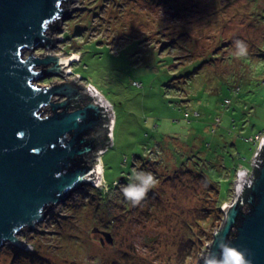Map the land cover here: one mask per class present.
I'll list each match as a JSON object with an SVG mask.
<instances>
[{"label":"rangeland","instance_id":"1","mask_svg":"<svg viewBox=\"0 0 264 264\" xmlns=\"http://www.w3.org/2000/svg\"><path fill=\"white\" fill-rule=\"evenodd\" d=\"M72 8L52 53H78L69 78L110 104L104 186L48 209L18 236L30 248L6 244L0 264H198L239 172L249 179L259 157L264 0H77ZM235 40L247 43L246 56L235 55ZM134 170L157 179L136 206L121 192Z\"/></svg>","mask_w":264,"mask_h":264},{"label":"water","instance_id":"2","mask_svg":"<svg viewBox=\"0 0 264 264\" xmlns=\"http://www.w3.org/2000/svg\"><path fill=\"white\" fill-rule=\"evenodd\" d=\"M76 1L0 0V249L25 250L18 238L23 231L37 229L48 209L76 191L95 186L94 158L111 143L110 104L77 75L69 78L72 57L52 53L61 41L52 34L71 18ZM39 48L46 53L37 54ZM55 77L62 81L40 83ZM261 142L250 178L239 172L222 224L198 264L222 242L251 264H264V137ZM106 238L113 242L109 233Z\"/></svg>","mask_w":264,"mask_h":264},{"label":"clouds","instance_id":"3","mask_svg":"<svg viewBox=\"0 0 264 264\" xmlns=\"http://www.w3.org/2000/svg\"><path fill=\"white\" fill-rule=\"evenodd\" d=\"M233 44L235 55H247L248 45L246 42L243 40H235ZM91 87L95 89L93 85H91ZM111 133L112 137L113 132ZM103 181L105 182L104 178ZM156 184L157 179L153 173L143 170H134L129 177V182L121 187V192L130 204L136 206L147 197L148 192L154 188ZM218 248V253H211L204 258V264H251V261L246 257L244 252L229 243L222 242L218 245Z\"/></svg>","mask_w":264,"mask_h":264},{"label":"bare ground","instance_id":"4","mask_svg":"<svg viewBox=\"0 0 264 264\" xmlns=\"http://www.w3.org/2000/svg\"><path fill=\"white\" fill-rule=\"evenodd\" d=\"M72 58H73L74 61H80L81 56L78 53H75V54L72 55ZM69 71L72 72V70H69ZM99 94H101V93H99ZM112 124H113L112 125V128H113L114 121L112 122ZM111 130L113 132V129H111ZM111 135H112V133H111ZM101 154L103 155V153H101ZM101 154L96 157L97 161H98L97 163H98V169H99V177H98V180H97V183H96L97 187L104 186V181H103V178H104V175H103L104 167H103V164H102ZM243 170H246V169H243ZM246 171H247V176H246V178H247L248 177V170H246ZM225 204H227V203H225ZM26 248L29 249L30 246L28 245Z\"/></svg>","mask_w":264,"mask_h":264},{"label":"trees","instance_id":"5","mask_svg":"<svg viewBox=\"0 0 264 264\" xmlns=\"http://www.w3.org/2000/svg\"><path fill=\"white\" fill-rule=\"evenodd\" d=\"M92 85V84H91ZM96 88V87H95ZM213 240V236H212V239H211V241Z\"/></svg>","mask_w":264,"mask_h":264},{"label":"crops","instance_id":"6","mask_svg":"<svg viewBox=\"0 0 264 264\" xmlns=\"http://www.w3.org/2000/svg\"><path fill=\"white\" fill-rule=\"evenodd\" d=\"M96 90L98 91V89L96 88ZM99 92V91H98Z\"/></svg>","mask_w":264,"mask_h":264}]
</instances>
